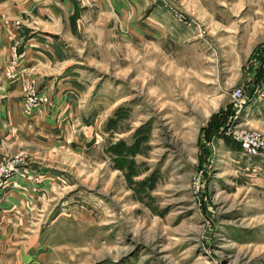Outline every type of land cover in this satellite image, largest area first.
<instances>
[{"label":"rangeland","instance_id":"1","mask_svg":"<svg viewBox=\"0 0 264 264\" xmlns=\"http://www.w3.org/2000/svg\"><path fill=\"white\" fill-rule=\"evenodd\" d=\"M0 28L66 57L22 119L70 89L64 143L0 147V264H264V0H0Z\"/></svg>","mask_w":264,"mask_h":264},{"label":"crops","instance_id":"2","mask_svg":"<svg viewBox=\"0 0 264 264\" xmlns=\"http://www.w3.org/2000/svg\"><path fill=\"white\" fill-rule=\"evenodd\" d=\"M40 1L42 2L43 0ZM9 29L11 30V28ZM6 34L22 42L20 50L24 52L23 59L18 62L17 66L20 72L18 77L8 83L3 82L2 79V68L7 59L5 45L7 42L5 38ZM0 39L2 41V45H0V84L3 87L2 92L6 95L3 100H0V147H4L6 140L10 137L15 139L29 137L35 145L44 144L46 146L50 145L51 147L57 146V144L59 145V142L64 143L65 134L67 133L64 128L67 121H64V119L68 115V113L63 111L65 107L64 98L66 95L70 94V92H68L69 94L67 93L70 89L64 90V88L61 87L62 85H59L60 87H54L53 90L50 89L48 92L52 95L53 99H55L53 102L54 104L50 106V108L48 107L46 109L45 107L37 110L33 116L29 118L27 121L28 123L21 117V97L19 91L20 76L23 74L24 70L32 66L33 70L32 73H30L31 77L36 81L43 79V75H48L50 69L54 67V64L60 62L62 65V62L66 59L63 50H60L53 44L44 43L33 36L24 39L18 30L10 32L7 28H5V30L0 28ZM60 53H62V55ZM252 78L253 83L256 84L258 80L257 76ZM62 79L63 78H60L59 80L61 81ZM64 79L63 82H68L71 78L69 77L67 79V77H64ZM60 146L62 147L63 144H60Z\"/></svg>","mask_w":264,"mask_h":264},{"label":"built area","instance_id":"3","mask_svg":"<svg viewBox=\"0 0 264 264\" xmlns=\"http://www.w3.org/2000/svg\"><path fill=\"white\" fill-rule=\"evenodd\" d=\"M177 21H181L180 18L177 19ZM15 55V54H14ZM262 72L264 73V65L262 66ZM9 77H12L13 74L11 72H8ZM33 92V91H31ZM232 96L236 101H240L242 98V93L240 89H235L232 92ZM25 99V108L24 112L25 114H30L31 111L34 109L38 108L42 104H44L45 97H41L39 95H36L34 93H29L27 94ZM241 148L249 155V154H255L258 152V150L261 147V140L258 138V136L250 135V134H245L243 133L242 135H238L237 137ZM20 157L15 156L14 158H11L9 162L5 164H0V178H5L9 177L13 172H19L18 169V163H19ZM7 165V166H6ZM6 166V167H4ZM22 171V170H21ZM20 171V172H21ZM23 172V171H22ZM9 179V178H8Z\"/></svg>","mask_w":264,"mask_h":264}]
</instances>
